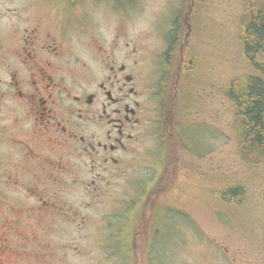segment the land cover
I'll list each match as a JSON object with an SVG mask.
<instances>
[{"label": "rangeland", "instance_id": "374dc122", "mask_svg": "<svg viewBox=\"0 0 264 264\" xmlns=\"http://www.w3.org/2000/svg\"><path fill=\"white\" fill-rule=\"evenodd\" d=\"M74 1L107 42L113 33L119 34L121 53L130 54L134 48L140 66L148 64V68L180 14L186 26L178 44H186L197 58L198 71L187 77L185 71L179 73L176 88L171 71L166 85V115L172 107L166 119L168 187L155 203L153 248L148 253L144 245L146 231L136 235L135 256L131 249L140 223L139 201L132 198L153 188L156 176L145 183L154 174L147 166L148 154L163 145L146 136L135 158L131 156L126 168L119 170L122 173L100 185L101 196H93L100 192H94L98 184L90 187L91 197L82 186L59 192L64 202L90 220L86 239L72 228L70 240L76 249L67 254V264H264V161L249 166L240 160L233 107L223 94L230 80L251 72L237 52V24L244 14V0ZM68 4V0H0V158L10 149V138H21L16 131L18 114L10 111L4 93L5 42L20 27L41 20L36 7H60L65 18L75 19L74 7ZM181 133L183 145L178 141ZM237 186L240 190L234 191ZM228 189L230 195L219 199V193ZM232 198L235 203L227 204ZM101 225L106 228L99 238ZM55 258V251L44 252L38 263L50 264Z\"/></svg>", "mask_w": 264, "mask_h": 264}, {"label": "flooded vegetation", "instance_id": "af4514ba", "mask_svg": "<svg viewBox=\"0 0 264 264\" xmlns=\"http://www.w3.org/2000/svg\"><path fill=\"white\" fill-rule=\"evenodd\" d=\"M68 1L75 19L65 18L60 7H36L41 20L20 27L4 45V93L10 111L18 114L21 138H10L11 147L0 158V264H39L44 252L54 251L50 264L70 263L67 254L76 249L72 228L86 239L90 220L59 192L82 186L91 197L90 187L98 184L94 192H100L93 196H101L100 185L122 173L146 136L163 145L148 154L154 174L145 183L156 176L153 188L142 196L133 193L140 223L131 249L135 256L136 235L146 231L148 253L153 247L154 201L166 190V119L172 109L166 115V85L171 69L173 88L179 82L183 46L175 51V68L166 38L149 68L140 66L134 48L121 53L119 34L107 42L78 1ZM180 20L174 25L181 31L186 18ZM104 228L96 236L104 235Z\"/></svg>", "mask_w": 264, "mask_h": 264}, {"label": "trees", "instance_id": "16d2710c", "mask_svg": "<svg viewBox=\"0 0 264 264\" xmlns=\"http://www.w3.org/2000/svg\"><path fill=\"white\" fill-rule=\"evenodd\" d=\"M117 1L126 2L130 0ZM243 6L244 14L239 18L237 24V52L240 61L249 67L251 72L243 74L240 78L230 80L224 86L223 94L233 107V119L238 132L240 160L243 164L250 166L264 161V0H244ZM181 18L182 16L179 14L172 21V28L166 38L169 48L168 55L171 56V67L177 62L175 51L180 46L178 43L181 36L179 26L176 23L174 25V22ZM182 46L181 72L185 71L184 74L187 77L198 71L197 58L193 57L186 44H182ZM183 140L181 133L178 141L182 145L184 144ZM238 190H240V186H237L234 191ZM230 191L228 189L219 193V199H222V195H230ZM162 194H166V190ZM158 199L160 200V196L154 201L152 218H155V214H157L158 208H155V203L159 202ZM222 201L226 202L225 200ZM233 203H235L233 198L227 202L229 205ZM164 204L163 208L166 212ZM154 244L155 241L153 246Z\"/></svg>", "mask_w": 264, "mask_h": 264}]
</instances>
